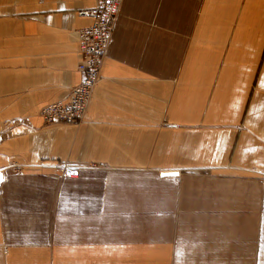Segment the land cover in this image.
Wrapping results in <instances>:
<instances>
[{
	"label": "crops",
	"instance_id": "1",
	"mask_svg": "<svg viewBox=\"0 0 264 264\" xmlns=\"http://www.w3.org/2000/svg\"><path fill=\"white\" fill-rule=\"evenodd\" d=\"M99 4L0 0V264H264V0H125L47 125Z\"/></svg>",
	"mask_w": 264,
	"mask_h": 264
},
{
	"label": "built area",
	"instance_id": "2",
	"mask_svg": "<svg viewBox=\"0 0 264 264\" xmlns=\"http://www.w3.org/2000/svg\"><path fill=\"white\" fill-rule=\"evenodd\" d=\"M123 2L101 0L97 7L79 11L81 16L92 19L89 26L80 30L81 59L78 69L84 77L81 83L71 89L68 100L55 101L42 108L40 114L45 124L79 123L85 117L94 89L100 81L103 61ZM57 167L64 178L75 179L79 176V167L76 165L63 163Z\"/></svg>",
	"mask_w": 264,
	"mask_h": 264
},
{
	"label": "rangeland",
	"instance_id": "3",
	"mask_svg": "<svg viewBox=\"0 0 264 264\" xmlns=\"http://www.w3.org/2000/svg\"><path fill=\"white\" fill-rule=\"evenodd\" d=\"M101 1V0H100ZM125 1V0H124ZM123 4H124V2H123ZM97 7V6H96ZM122 7H123V5H122ZM95 8V7H94ZM91 9V8H90ZM122 9V8H121ZM81 10H83V9H81ZM121 12V11H120ZM78 14H79V12H78ZM80 15V14H79ZM81 16V15H80ZM83 16V15H82ZM87 17V16H86ZM119 17V16H118ZM91 19V18H90ZM117 22V21H116ZM91 23H92V19H91ZM116 27V26H115ZM114 30H115V28H114ZM113 33H114V31H113ZM113 37V36H112ZM112 41V40H111ZM110 44H111V42H110ZM110 44H109V46H110ZM109 48V47H108ZM107 51H108V49H107ZM107 53V52H106ZM79 54H80V50H79ZM80 59H81V54H80ZM83 74V73H82ZM83 77H84V74H83ZM83 80V79H82ZM87 113V112H86ZM83 120H84V118H83ZM82 120V121H83ZM81 121V122H82ZM65 123H68V122H65ZM80 123V122H79ZM55 124V123H54ZM72 124H76V123H72ZM47 125H51V124H47ZM64 163H67V162H64ZM59 164H63V163H59ZM58 164V165H59ZM67 164H69V163H67ZM70 165H72V164H70ZM60 176V180H59V190H61V192H62V189L64 188V184L65 183H63V181L65 180V179H67V178H64V177H62V175L60 174L59 175ZM71 179V178H70ZM62 197V194L60 193V198ZM61 205V204H60Z\"/></svg>",
	"mask_w": 264,
	"mask_h": 264
},
{
	"label": "water",
	"instance_id": "4",
	"mask_svg": "<svg viewBox=\"0 0 264 264\" xmlns=\"http://www.w3.org/2000/svg\"><path fill=\"white\" fill-rule=\"evenodd\" d=\"M180 174V171H178V170H168V171H163L162 172V175H166V176H177V175H179ZM2 178H3V174H2V172L0 171V180H2Z\"/></svg>",
	"mask_w": 264,
	"mask_h": 264
},
{
	"label": "bare ground",
	"instance_id": "5",
	"mask_svg": "<svg viewBox=\"0 0 264 264\" xmlns=\"http://www.w3.org/2000/svg\"><path fill=\"white\" fill-rule=\"evenodd\" d=\"M98 84V83H97ZM96 88V87H95ZM95 90V89H94ZM94 93V92H93ZM93 97V96H92ZM92 100V99H91ZM90 105V104H89ZM88 110V109H87Z\"/></svg>",
	"mask_w": 264,
	"mask_h": 264
}]
</instances>
